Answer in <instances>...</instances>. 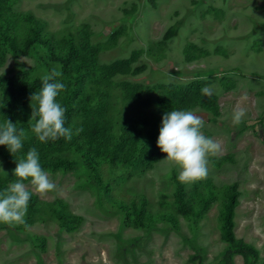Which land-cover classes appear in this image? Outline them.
I'll return each mask as SVG.
<instances>
[{"label": "rangeland", "instance_id": "obj_1", "mask_svg": "<svg viewBox=\"0 0 264 264\" xmlns=\"http://www.w3.org/2000/svg\"><path fill=\"white\" fill-rule=\"evenodd\" d=\"M31 18L56 53H68L71 40L76 46L70 72L79 64L84 81L66 128L92 148L97 170L63 137L41 143L31 130V97L42 87L21 86L17 74L41 79L53 68L61 71L60 104L72 86L50 47L28 41ZM5 26L14 47L1 33ZM120 59L131 60L130 70L104 78L100 66ZM0 79V125L8 119L27 133L15 155L0 145L4 190L16 182L17 161L31 148L39 158L70 160L63 168H42L56 185L52 192L36 193L25 181L33 220L0 223V264H223L229 245L221 239L222 211L231 183L238 191L235 237L256 248L252 264H264V0H0ZM191 81L210 89L218 113L201 104L184 110L203 119V134L221 150L209 155L206 178L182 183V169L162 161L166 154L157 146L163 118L156 100L160 85ZM126 84L137 91L126 93ZM237 105L245 116L233 124ZM144 145L146 161L135 164ZM176 180L195 209L211 191L208 208L184 210L174 199ZM57 200L71 212V228L54 215ZM119 200L143 202L144 224L128 217ZM231 264H244L242 254L233 253Z\"/></svg>", "mask_w": 264, "mask_h": 264}, {"label": "clouds", "instance_id": "obj_2", "mask_svg": "<svg viewBox=\"0 0 264 264\" xmlns=\"http://www.w3.org/2000/svg\"><path fill=\"white\" fill-rule=\"evenodd\" d=\"M62 75L56 68L42 75L43 86L31 97L35 106L32 103L33 111L29 123L32 125V132L41 143L56 141L62 137L67 140L72 138V129L65 127L66 108L57 100L66 89V84L58 79ZM201 91L205 96L212 95L208 88ZM244 116L245 110L237 105L233 112V124L241 123ZM203 127V119L192 111L172 110L163 116L157 146L166 154V159L162 161L166 160L182 169L179 174L182 183H193L206 178L209 155H216L221 150L219 142L203 134ZM79 131L82 129L77 130ZM26 136L27 133L23 129L18 130L8 119L0 125V145L7 146L12 155L23 148ZM14 176L17 178L16 182L0 192V223L12 227L26 223L31 193L25 181H30L34 191L41 195L56 188L55 183L49 178V173L42 169L35 148L27 152L26 158L17 161Z\"/></svg>", "mask_w": 264, "mask_h": 264}, {"label": "trees", "instance_id": "obj_3", "mask_svg": "<svg viewBox=\"0 0 264 264\" xmlns=\"http://www.w3.org/2000/svg\"><path fill=\"white\" fill-rule=\"evenodd\" d=\"M30 27L31 30V36L28 38L29 42H39L45 46L50 47V51L52 52V55L54 59L58 60L62 63V70L64 72H70V69L73 64H71L73 59V54L77 53L76 46L74 45L73 41L71 40L69 44V50L68 53H56V50L54 49V43L53 39H51L47 34L42 32L41 24L39 21L31 18L30 19ZM1 33L4 35L5 40H9V44L13 47L14 39L11 36V34H8V28L5 26L3 30H1ZM131 67V60L130 59H120L112 63L111 65H102L100 66V69L103 70V76L104 78H109L116 73H126L130 70ZM5 79H0V85L4 83ZM83 74L80 70V65L74 66L73 72L71 73V90L68 94L64 95V98L61 102V105L66 108L65 113V127L70 121V118L73 116L74 109H75V102L74 97L78 94L79 90L82 89V83H83ZM17 82L21 86L25 87H42V81L39 78H32L28 79L26 76L25 71H20L17 74ZM129 84H126L127 87L126 93L128 94H134L138 88L137 85H132V87L127 86ZM202 85H200L199 81H191L188 84H181V85H160L161 92L159 96L157 97V104L160 108L159 116L160 118H163V116L166 113H169L172 110H184L187 108V106H193L196 104H201L204 107L211 110L214 114L218 113V105H217V99L214 95L211 96H205L202 94ZM131 100L133 98L131 97ZM11 108L14 109L12 111H19V104L16 102H12ZM90 130H87L86 135L92 136L90 133ZM89 131V132H88ZM93 131V130H91ZM64 140L67 143L73 144L77 147L78 150L82 151L85 159L87 162L93 166L95 170H97L96 164H95V156L93 154V150L90 146L84 147L82 144L76 142L74 137L72 136L71 140H67L64 138ZM124 140V138L122 139ZM143 151H147V147L144 145L141 147V149L138 151V154L136 157H132V161L136 163H142L146 161V155H142ZM70 163V160L62 157V158H40V164L41 167H51L53 170L58 168H63L68 166ZM99 179V176H98ZM4 191V183L0 179V192ZM210 195V196H209ZM209 195L201 196L199 197V205L198 208H193L192 201L193 197L192 195L185 194L184 188L182 184L176 180V189L174 194V199H176L179 204L182 206V208L188 212H202L203 210L207 209L210 200H211V191ZM238 191L236 189V186L234 183H231V185L228 187V192L226 194V200L223 205V211H222V236L221 239L226 242L229 245V249L224 253L222 263L223 264H231L233 259V253H239L242 254L244 259V264H252L254 261H256L258 257V253L256 248L245 242L244 240L235 237L234 232V211L235 206L238 204ZM118 207L123 209L127 216L134 214V221L140 225L144 224V217L146 214L145 204L142 202L139 205H129L126 202L119 200L115 202ZM35 212V202L33 201V197L30 196L29 201V207L28 212L26 215V223H29L33 220ZM53 213L56 216V218L67 228H71L73 226V216L71 212L67 209L66 203L61 200H57L56 204L53 205ZM162 218L170 222L172 225L176 226L177 219H175L170 214H164L162 215ZM252 257V259H250Z\"/></svg>", "mask_w": 264, "mask_h": 264}]
</instances>
